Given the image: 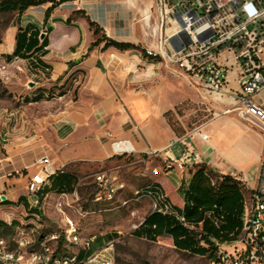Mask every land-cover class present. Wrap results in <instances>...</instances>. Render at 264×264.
I'll return each mask as SVG.
<instances>
[{"label":"crops","instance_id":"0c3cea01","mask_svg":"<svg viewBox=\"0 0 264 264\" xmlns=\"http://www.w3.org/2000/svg\"><path fill=\"white\" fill-rule=\"evenodd\" d=\"M49 6L32 7L20 21L17 20L11 42L3 54L15 51L20 27L29 23H44ZM132 8L129 0L66 2L52 14L49 25L53 31L49 33L47 52L39 56L41 62L21 59L47 79H19L20 82L14 87L16 94L26 92L31 98H43L31 102L32 106L37 107L35 111L25 105L13 108L5 115V125L0 127V236L5 237L3 234L10 232L13 237L26 224L32 227L35 212L45 216L44 207L47 204L56 202L61 195L74 194L81 183L80 175L75 171L86 162L112 160L113 140H131L136 155H149V158L157 155L166 159L169 150L174 157H180L183 145L165 113L186 100L205 106L212 114L199 126L208 139L197 133L191 138L195 149L202 156V162L220 173L237 178L239 174L246 176L251 187L257 185L264 134L241 115L237 94L243 79H239L238 69L230 72L223 93L211 91L204 79L184 76L185 79H178L175 85L174 79H168L167 76L161 79L158 75L161 73L158 70L162 61L149 62L138 50L123 52L114 47L103 50L102 44L87 53L97 39L88 18L80 14L78 21L67 23L69 17L79 14L75 13L76 10L84 9L93 21L105 29L107 36L140 45L142 38L137 29L138 17ZM59 30H63V35H69L72 42L61 50H55V32ZM45 33L42 32L41 39H44ZM81 52H84V57L79 55ZM74 59L77 60L74 72L66 79H55L68 68L67 61ZM142 64L148 67L150 73L153 72V77L148 78L153 80V86L139 89L142 85ZM78 75L81 77L78 78ZM50 95L53 98L48 100ZM256 101L264 106V89L256 95ZM18 114L21 123L20 118H14ZM30 131L36 133L32 141L28 137ZM47 131L53 132V138L46 134ZM44 155L54 161L52 170L57 173L45 186L43 207L35 208L31 203L28 182L37 171L36 161ZM191 167L175 166L164 175H159L158 168L154 170L158 176L153 184L174 206H184V200L178 192L182 183L178 180L188 179ZM59 174L79 179L73 192L50 189Z\"/></svg>","mask_w":264,"mask_h":264},{"label":"built area","instance_id":"2783aa9c","mask_svg":"<svg viewBox=\"0 0 264 264\" xmlns=\"http://www.w3.org/2000/svg\"><path fill=\"white\" fill-rule=\"evenodd\" d=\"M155 8L166 37L157 48L147 49L148 53L162 57L168 66L174 63L173 70L180 75L206 80L209 89L218 93L224 92L230 72L238 69L239 79H243L237 94L241 115L264 131V106L256 101V95L264 89V0H155ZM164 43H169L170 51ZM196 133L208 139L199 127L180 137L181 156L174 157L167 151L165 160L170 168L202 162L201 154L191 141ZM112 147L114 154L136 151L129 139L113 140ZM35 166L37 171L28 182V190L32 205L42 208L45 186L57 171L52 170L54 161L48 155L40 157ZM94 176L97 184L94 201L108 205L124 185L118 175L109 171ZM238 179L249 189L244 229L236 241L243 248L242 264L246 261H249L247 264H264V151L257 185L251 187L249 179L240 174ZM74 195L78 200V190ZM171 208L165 195L155 200V209L168 212ZM58 209L66 214L62 233L37 236L46 225L44 215L35 212L32 227L26 224L11 239L0 236V264H115L114 242L94 249L97 236L83 235L62 202L58 203ZM74 209L82 216L91 214L78 206Z\"/></svg>","mask_w":264,"mask_h":264},{"label":"rangeland","instance_id":"374dc122","mask_svg":"<svg viewBox=\"0 0 264 264\" xmlns=\"http://www.w3.org/2000/svg\"><path fill=\"white\" fill-rule=\"evenodd\" d=\"M129 1L131 7H133L132 11L138 17L137 29L142 38L140 46L152 50L157 48V45L162 39L164 40L166 35L165 28L162 30L159 24L155 0ZM36 13L39 14V11L36 10ZM72 17L74 21H78L81 15L75 14ZM17 20V13L0 14V127L5 125V115L10 113L13 108H21L24 105L29 107L31 111H35L37 108L31 105V96L29 94L26 92L22 93V90H19L21 92L20 95L15 93L14 87L20 82L19 79H47L41 72L32 70L28 62L17 59L14 63H8L3 57V53L11 42L12 32L14 27H16ZM54 40L55 50H61L72 42L69 35H63V30L55 32ZM164 46L168 51L171 50L169 43H164ZM88 52H90V48L87 50ZM79 55L84 57V52L79 53ZM76 62V59L68 60V68L55 79L68 78L74 72L73 67ZM162 62L163 64L158 70V73L161 72L158 74L161 79H163V76H167L168 79H174L175 85H177L178 79H185L184 76L172 69V66H176L174 63L168 66L166 61L162 60ZM89 67L92 68L91 64H89ZM140 74L142 85H140L139 89L148 88L150 85L153 86V80L150 81L148 79L151 76L153 77V72L150 73L146 65L142 64L140 66ZM80 77L81 75H78V78ZM47 99L51 100L52 98L47 97ZM45 107L40 108L46 110ZM173 111L170 117L178 130L177 136L181 135L182 137L192 133L203 122L212 117L211 112L206 110L205 106L199 105L194 101H183ZM14 118H20V123L22 122L20 114L17 117L14 116ZM247 120L264 134L260 125L249 119ZM35 134L33 131L29 132L28 137L31 138V141ZM46 134L53 138V132L47 131ZM155 168L159 169V175H164L172 170L161 156L153 155V157L149 158V155H136L135 152L131 154H114L112 160L103 163H84L79 170L75 171L81 178V183L78 186L79 199L76 200V196L72 194L60 196L56 202L47 204L44 207L46 211L44 224L46 227L39 230L36 235L44 237V235L56 232L62 233L64 231L66 214L58 209V203L62 202L67 214L74 217L78 222L83 235L113 236L111 242H114L112 253L115 256V264H214L207 257L177 249L170 239L164 238L158 241H150L133 234L136 227L155 210L154 195L156 193H153L152 198L149 192L152 190L149 186L154 183L155 177L158 176L154 172ZM102 171H109L114 175H118L120 182L124 185L115 196L114 201L108 205L94 201L97 187L94 175ZM173 176L179 179L178 176ZM178 181L186 183L187 179L182 178ZM153 191H155L154 187ZM246 195L249 196V193L247 192ZM41 199L44 202V196H41ZM76 206L83 208L85 211H90L91 214L82 216L74 209ZM10 234L8 232L3 235L7 239H11ZM107 243L105 241L103 246L107 245ZM60 245L64 247V242H61ZM242 249V245L237 243L223 246L222 250L225 251V254L222 262L218 264H236L237 261L242 264L244 258Z\"/></svg>","mask_w":264,"mask_h":264},{"label":"trees","instance_id":"16d2710c","mask_svg":"<svg viewBox=\"0 0 264 264\" xmlns=\"http://www.w3.org/2000/svg\"><path fill=\"white\" fill-rule=\"evenodd\" d=\"M76 0H0V14L17 13L18 20L32 7L50 4L45 12L42 25L29 23L19 28L16 37V49L12 54H3L8 63L17 59H36L47 52L49 33L53 27L49 25L53 12L66 2ZM75 13L88 18L97 39L91 44L90 50L104 44L103 50L114 47L120 51L138 50L145 59L160 62L162 57L150 55L147 49L133 42L119 41L107 36L105 29L93 21L84 9ZM69 17L67 23H72ZM47 35L41 39L42 32ZM41 62V61H40ZM50 98H53L51 95ZM43 97H33L31 102L42 100ZM174 110V109H173ZM173 110L165 113L169 124L176 133L177 128L170 117ZM181 135H179L180 137ZM182 137V136H181ZM191 176L178 189L184 200V206L172 205L171 211L164 212L156 209L150 214L133 234L139 238L158 241L160 238H170L177 249L195 255L207 257L211 263L222 262L225 251L223 245H232L240 238L245 223L247 185L233 175L213 170L206 163H196L190 168ZM55 175V174H54ZM51 176V179L53 176ZM79 179L70 175L59 174L54 178L51 186L61 192H73ZM153 187L155 191H153ZM150 196L158 199L161 194L159 188L153 184ZM44 196V195H43ZM167 199V197H166ZM168 201V199H167ZM113 240V236H97L93 248L103 246L104 242ZM249 261H246L247 264Z\"/></svg>","mask_w":264,"mask_h":264},{"label":"water","instance_id":"95a60500","mask_svg":"<svg viewBox=\"0 0 264 264\" xmlns=\"http://www.w3.org/2000/svg\"><path fill=\"white\" fill-rule=\"evenodd\" d=\"M46 36V33L45 34H43V38ZM32 85H34V83H32Z\"/></svg>","mask_w":264,"mask_h":264}]
</instances>
